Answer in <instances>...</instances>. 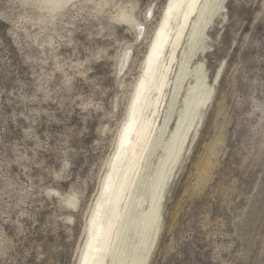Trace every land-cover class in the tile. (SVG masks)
Returning a JSON list of instances; mask_svg holds the SVG:
<instances>
[{
	"label": "rangeland",
	"instance_id": "rangeland-1",
	"mask_svg": "<svg viewBox=\"0 0 264 264\" xmlns=\"http://www.w3.org/2000/svg\"><path fill=\"white\" fill-rule=\"evenodd\" d=\"M80 1L45 29V13L0 0V264H74L83 211L125 111L117 61L135 34L115 17L137 1L136 20L150 33L167 0ZM228 14L209 73L227 66L169 193L152 264H264V0H230ZM145 46L133 45L127 83ZM81 187L76 212L47 192Z\"/></svg>",
	"mask_w": 264,
	"mask_h": 264
},
{
	"label": "bare ground",
	"instance_id": "bare-ground-1",
	"mask_svg": "<svg viewBox=\"0 0 264 264\" xmlns=\"http://www.w3.org/2000/svg\"><path fill=\"white\" fill-rule=\"evenodd\" d=\"M20 1L46 14L45 19L39 20L41 28L47 27L49 19L54 22L64 17L81 3L70 0L66 7L50 12L36 0ZM229 2L174 0L169 4L167 0L150 33L147 25L136 20L137 1L117 12L116 20L134 31V43L142 39L146 48L130 83L127 77L131 73L129 63L134 59V43L127 44L117 61L125 111L98 171L95 193L83 211L74 264L153 263L165 231L169 193L191 159L227 66V61L222 60L213 75L209 73V56L222 39V31L230 25ZM106 4L94 5L100 9ZM153 11L151 5L146 23ZM119 100L113 104L114 111ZM220 112L221 109L217 113ZM111 117H115L114 112ZM110 131L108 125L100 129L103 135ZM47 192L55 193L62 204L76 212L85 189H72L66 195L53 189ZM64 221L71 225L72 215Z\"/></svg>",
	"mask_w": 264,
	"mask_h": 264
},
{
	"label": "snow or ice",
	"instance_id": "snow-or-ice-1",
	"mask_svg": "<svg viewBox=\"0 0 264 264\" xmlns=\"http://www.w3.org/2000/svg\"><path fill=\"white\" fill-rule=\"evenodd\" d=\"M36 2L44 8H47L50 12H54L62 7H66L70 0H36ZM174 0H168V3H173ZM175 2H179V0H175Z\"/></svg>",
	"mask_w": 264,
	"mask_h": 264
}]
</instances>
